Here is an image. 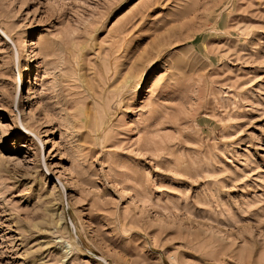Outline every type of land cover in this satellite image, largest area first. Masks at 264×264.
Instances as JSON below:
<instances>
[{"label": "rangeland", "instance_id": "rangeland-1", "mask_svg": "<svg viewBox=\"0 0 264 264\" xmlns=\"http://www.w3.org/2000/svg\"><path fill=\"white\" fill-rule=\"evenodd\" d=\"M0 264H264V0H0Z\"/></svg>", "mask_w": 264, "mask_h": 264}]
</instances>
